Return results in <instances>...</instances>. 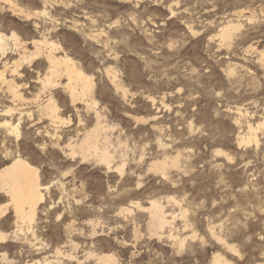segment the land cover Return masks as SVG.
<instances>
[{"label": "rangeland", "instance_id": "rangeland-1", "mask_svg": "<svg viewBox=\"0 0 264 264\" xmlns=\"http://www.w3.org/2000/svg\"><path fill=\"white\" fill-rule=\"evenodd\" d=\"M13 1L31 17L2 2L0 32H16L31 51L43 34L57 42L92 75L97 104L73 103L58 87L52 93L65 122L56 127L42 116L34 101L42 59L16 77L28 99L22 112L5 113L14 103L0 92V121L20 122L19 137L0 127V168L20 154L48 186L33 230L20 223L22 237L36 233L35 247L12 237L11 206L0 220L11 235L0 241L4 264L54 260L58 246L64 264H103L88 253L114 254V264H214L216 254L227 262L218 264H264V127L258 145L239 141L248 122L264 121V0ZM229 20L242 26L226 43L219 32ZM109 67L126 95L107 77ZM97 112L110 127V170L95 156L70 155L68 143L95 127ZM165 157L179 160L166 175L151 168ZM153 200L171 222L159 235L143 208ZM7 202L1 193L0 205Z\"/></svg>", "mask_w": 264, "mask_h": 264}, {"label": "bare ground", "instance_id": "bare-ground-1", "mask_svg": "<svg viewBox=\"0 0 264 264\" xmlns=\"http://www.w3.org/2000/svg\"><path fill=\"white\" fill-rule=\"evenodd\" d=\"M2 2L8 3L10 8L14 12L23 13L27 18L31 17V13L22 9L13 0H0V8L3 9ZM50 0H44V4L49 3ZM239 13H243L240 11ZM42 14H49L46 9L42 11ZM242 24L234 20H229L220 28L219 35L221 41L231 42L234 37V32L240 29ZM191 28V26H190ZM88 36L98 38L97 34H86ZM27 43L20 38L16 32H12L11 35H7L0 32V92L8 93L9 97L14 103V106L6 108L5 113H13L18 110L22 112V108H19L21 104L28 101L27 97L23 94L21 85L16 81V77L21 75V68L26 63L30 66L36 59H42L46 63V70L43 74H39L37 81L40 84V91L35 96V102L39 104L41 115L47 117L56 127L58 124L64 123L65 119L60 115V109L57 104V100L52 93V90L58 87L63 88L70 94L73 103L77 101H84L88 108L96 107L97 101L94 97L95 83L92 75L88 74L78 62L70 56L67 52L61 53V46L51 41L46 34H43L41 38H33L31 45L34 50H29ZM10 54H17L18 58L13 61L10 60ZM260 61L264 67V53H260ZM107 77L111 80L117 90H121L126 95V88L118 81V75L113 68L109 67L106 70ZM64 79V80H63ZM47 93V99L41 100V94ZM237 111L240 115H243L242 109L237 107ZM31 115V114H30ZM98 120L95 127L87 131L82 138L76 142L68 143L70 155L75 156L81 154L83 158L89 156H95L103 162L110 170L111 163L114 158V153L110 149L111 137L109 135L110 127L100 119V113L97 112ZM8 119L0 121V126L7 128L10 133L19 137L20 134V122L15 124ZM236 122L241 125V121L236 119ZM249 135H242L239 137L240 144H250L255 142L257 145L260 142L258 139V130L264 127V121H261L254 126L253 123L248 122ZM50 132L47 130L46 134ZM56 135V134H55ZM60 139V138H59ZM59 139L53 140L54 145L61 146ZM219 154H226L224 150H217ZM169 166L178 167V157L168 158L165 157L162 160H155L151 164V168L162 172L166 175ZM121 172L124 171V163L117 167ZM46 184H42L40 169L36 165L30 163L22 155L18 154L14 156L8 164L0 168V191L5 193L9 197V202L0 205V220L6 214L11 206L16 215V228L11 232L14 239L22 240V243L32 244V247L36 245L32 243V239L36 240V233L33 231L32 238L29 236L22 237L21 231L23 227L21 224H27V227L31 230L34 228V222L36 220L37 212L40 204L45 199L44 190L48 189ZM139 207H143L138 203ZM147 208L150 214L149 229L153 234H160L168 223H171L168 219L169 215L165 210V207L158 200L150 202ZM131 211V210H130ZM183 217L185 215L183 213ZM174 218V217H173ZM21 223V224H20ZM211 236H217L223 245L235 250L234 246L224 242L219 237L215 230L210 227ZM11 235L0 229V241L8 239ZM173 237V234H170ZM176 237V236H175ZM176 242V239H175ZM73 245H76L71 241ZM183 243V241L181 242ZM23 245L20 244L19 248ZM38 249V248H36ZM39 250V249H38ZM55 259L52 260L47 256L39 259L35 262H26L25 264H64V261L60 259V255L63 254L62 249L58 246L55 251ZM91 256H96L97 260L103 264H114L116 261L115 255L111 253L93 254L88 253ZM7 252L0 254V264H4L9 260ZM70 259L77 258L72 254H68ZM227 263L226 260L220 254L214 256V264ZM263 264V263H262Z\"/></svg>", "mask_w": 264, "mask_h": 264}, {"label": "snow or ice", "instance_id": "snow-or-ice-1", "mask_svg": "<svg viewBox=\"0 0 264 264\" xmlns=\"http://www.w3.org/2000/svg\"><path fill=\"white\" fill-rule=\"evenodd\" d=\"M0 127H4V126H0ZM0 191H3V189H0ZM0 238H3V237H0Z\"/></svg>", "mask_w": 264, "mask_h": 264}]
</instances>
